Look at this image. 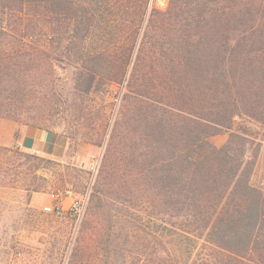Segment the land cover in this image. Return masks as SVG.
Instances as JSON below:
<instances>
[{
	"label": "rangeland",
	"instance_id": "374dc122",
	"mask_svg": "<svg viewBox=\"0 0 264 264\" xmlns=\"http://www.w3.org/2000/svg\"><path fill=\"white\" fill-rule=\"evenodd\" d=\"M0 1V33L29 38L20 49L15 43L0 47L7 58L0 119L48 128L69 140L59 159L0 145V264H231L198 237L183 212L165 206L166 188L146 187L139 178L145 164L142 131L150 112L141 95L174 103L181 97L163 93L168 73L149 85L136 67L204 63L187 50L197 45L189 41L193 34L212 33L210 26L197 32L201 27L188 25L203 17L197 12L202 8L189 0H146L141 19L143 0H99L104 1L99 10L96 0H71L75 18L65 22L41 0L31 5ZM86 6L96 12L89 30L75 22ZM33 40L41 44L35 47ZM133 40L127 64L124 53ZM98 51L111 60L86 59L85 54ZM91 72L97 77L90 89ZM138 74L140 83L129 84ZM234 129L249 140L246 159H256L251 182L264 191V121L237 118ZM229 135L224 130L211 141L221 146ZM110 142L114 152L105 165ZM56 198L62 214L45 210ZM76 200L85 201L81 220L71 214Z\"/></svg>",
	"mask_w": 264,
	"mask_h": 264
},
{
	"label": "trees",
	"instance_id": "16d2710c",
	"mask_svg": "<svg viewBox=\"0 0 264 264\" xmlns=\"http://www.w3.org/2000/svg\"><path fill=\"white\" fill-rule=\"evenodd\" d=\"M37 1L23 0L28 5ZM189 1L196 2L199 10L202 8L197 12L204 14L188 25L201 27L197 32L204 31L202 27L213 28L211 34L202 31L200 36L193 34L189 38L197 44L187 47L189 57L205 62L186 67H136L140 76L143 73L140 79H149V85L168 73L170 77L164 80L167 85L161 88L163 93H178L181 97L175 101L180 102L178 106L174 101L141 95L140 101L146 103L150 112L142 131L145 152L140 155L145 158V164L139 178L146 187L166 188L165 206L171 212H183L194 224V231L199 230L198 237L217 248L220 257L228 256L227 262L264 264V191L251 182L256 159H246L249 140L234 129L237 118L264 121V0ZM223 1L228 5H220ZM41 2L44 8H55L50 12L59 14V20L67 22L75 18L69 11L71 0ZM94 3L97 10L104 6V1ZM88 7L75 20L84 30L96 24V12ZM145 8L146 0H143L141 19ZM4 11L3 8L1 13ZM81 17L85 19L78 21ZM28 39L27 34H8L2 30L0 47L15 43L19 48ZM32 42L35 47L41 44L38 40ZM203 47L208 49L198 53ZM133 51L134 40L124 53L127 64ZM85 57L96 63L111 60L103 51L87 53ZM6 62L5 54L0 52V82ZM91 73L90 89L97 77L95 72ZM140 79L138 74L129 84L136 85ZM224 130H230L228 140L221 146L215 145L211 137ZM112 144L107 149L105 165L111 163L108 156H113Z\"/></svg>",
	"mask_w": 264,
	"mask_h": 264
},
{
	"label": "crops",
	"instance_id": "0c3cea01",
	"mask_svg": "<svg viewBox=\"0 0 264 264\" xmlns=\"http://www.w3.org/2000/svg\"><path fill=\"white\" fill-rule=\"evenodd\" d=\"M0 145H20L25 151L52 158H62L68 149L69 140L57 131L31 125H21L8 119H0ZM66 200L63 201L65 203Z\"/></svg>",
	"mask_w": 264,
	"mask_h": 264
},
{
	"label": "built area",
	"instance_id": "2783aa9c",
	"mask_svg": "<svg viewBox=\"0 0 264 264\" xmlns=\"http://www.w3.org/2000/svg\"><path fill=\"white\" fill-rule=\"evenodd\" d=\"M56 197V196H54ZM56 203L52 206H46L45 210L52 212V213H57V214H62L64 213V207L61 201H59L56 198ZM85 212V201L84 200H76L72 206H71V214H73L78 220H81Z\"/></svg>",
	"mask_w": 264,
	"mask_h": 264
},
{
	"label": "bare ground",
	"instance_id": "6f19581e",
	"mask_svg": "<svg viewBox=\"0 0 264 264\" xmlns=\"http://www.w3.org/2000/svg\"><path fill=\"white\" fill-rule=\"evenodd\" d=\"M44 44V43H43Z\"/></svg>",
	"mask_w": 264,
	"mask_h": 264
}]
</instances>
